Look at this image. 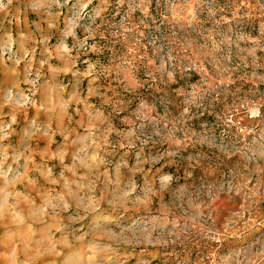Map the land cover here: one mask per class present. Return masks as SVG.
<instances>
[{
    "label": "rangeland",
    "instance_id": "rangeland-1",
    "mask_svg": "<svg viewBox=\"0 0 264 264\" xmlns=\"http://www.w3.org/2000/svg\"><path fill=\"white\" fill-rule=\"evenodd\" d=\"M0 264H264V0H0Z\"/></svg>",
    "mask_w": 264,
    "mask_h": 264
}]
</instances>
